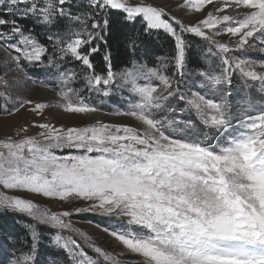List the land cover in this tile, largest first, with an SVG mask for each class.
<instances>
[{
  "label": "snow or ice",
  "instance_id": "6c2138e0",
  "mask_svg": "<svg viewBox=\"0 0 264 264\" xmlns=\"http://www.w3.org/2000/svg\"><path fill=\"white\" fill-rule=\"evenodd\" d=\"M176 7L198 18L181 19L144 0H88L86 7L76 0H0V51L7 68L0 71V110L7 113L9 103L13 111L33 104L16 91L19 80L8 78L32 65L60 82L57 107L64 112H97L84 93L110 98L127 89L126 110L114 114L138 122L96 121L66 130L44 123L38 125L43 140L9 137L0 142V186L84 201L75 211L110 218L113 226L103 231L122 246L120 255L135 254L139 264H264V62L236 55L257 48L264 53V0H182ZM114 17L124 27L142 23L117 46L137 60L144 37L161 30L172 37L160 67L134 63L113 70ZM186 34L204 42L200 52L219 62L214 68L188 70ZM222 36L228 42L217 39ZM102 48L105 67L97 74L93 57ZM69 57L80 71L68 70ZM236 74L245 85L259 84V102L232 103ZM45 106L35 103L31 110ZM53 149L75 151L57 155ZM0 209L30 218L19 254L8 253L0 264H37V226L55 230L50 243L71 264H101V258L119 264L65 222L69 211H40L20 196H0ZM66 233H77L83 243Z\"/></svg>",
  "mask_w": 264,
  "mask_h": 264
},
{
  "label": "rangeland",
  "instance_id": "374dc122",
  "mask_svg": "<svg viewBox=\"0 0 264 264\" xmlns=\"http://www.w3.org/2000/svg\"><path fill=\"white\" fill-rule=\"evenodd\" d=\"M88 0H76L77 6L87 5ZM130 3H139L140 0H129ZM145 3H153L157 6H166L170 13L178 18L185 20L195 21L198 16L193 12L186 10H180L176 7L177 3H182V0H144ZM25 24L31 26L30 21H25ZM68 29L75 31L76 29L72 27V22L65 21ZM138 29L142 27L140 21L136 22ZM63 26V25H62ZM39 31V30H38ZM41 36L43 33H40ZM155 39H162L169 41L170 48L168 52H161L160 54H149L146 49H141L137 52L138 60L133 57H129L127 64L122 67H114V71H122L126 69H131L134 63H139L146 65L149 68H158L161 62L164 61L172 51L173 39L164 31L153 32L150 35ZM187 43L190 45L189 48V63L188 70L196 71L203 66L215 67L216 64L213 63L214 58L208 60L203 59V54L200 52L201 47L204 42L199 38L191 35L185 36ZM217 39L222 40V42H228V37L222 36L217 37ZM206 52V49L204 50ZM4 53L0 51V71H7L6 66L2 62ZM99 60L94 62L96 56ZM93 57V63L96 65V72L100 74L102 68L105 67L104 61L102 59L104 55V49ZM236 55H243L250 57L252 60L259 62H264V53L260 52L257 48L256 50L248 49L243 53H237ZM65 66L68 70L80 71L81 67L79 64L73 61L69 57L65 62ZM15 77L19 80V87L16 89L19 96L22 99H28L33 101V104L26 105L24 108H20L19 111H13V104L9 103L8 112L0 110V142L7 140L11 137L14 140H19L25 137H36L37 139L43 140L38 134L45 131L38 127L40 124H50L56 129H68V128H83L85 126L94 125L96 121H100L105 124H127L129 126L135 127L138 122L135 118L126 115H116L117 111L123 112L127 108L126 101L130 98L127 89L122 91H114V94L108 98L97 94L84 93L83 100L87 103L94 104L100 110L94 113L88 114H74L64 112L61 108L57 107L58 103H62L60 97L57 96V92L61 90L60 82L52 75L48 74V69L44 67L27 65L25 72H17L13 70L9 72L8 78L11 79ZM195 79V77H193ZM33 81H36L33 83ZM197 86H199V81H196ZM77 87H80L79 82H76ZM231 101L235 105L241 101V98H248L254 102H259L262 93L259 90V84L257 83L255 87L245 85L243 78L236 74L233 78ZM15 99V97L13 98ZM35 103L45 104V108L32 111ZM3 108V102L0 101V109ZM27 127V132L21 131V129ZM19 133V134H18ZM55 154L62 155L68 152H74V149H64L63 152L53 149ZM0 196H20L24 199H31L33 203L39 206L40 211L44 212H55L60 213L63 211H69L71 215L64 218L65 222L69 223L73 228L78 229L79 232L85 233L91 240L97 245L103 248L110 256L115 260H119V264H139L140 258L135 254L120 255V250L122 246H118V243L114 241V238L110 237L107 233L103 231L104 227H112L113 221L103 215L94 214L91 212L81 211L77 213L75 208H84L86 206L85 202L80 199H70L61 201L59 198L54 197H44L40 194L29 193L21 189H5L0 186ZM9 218V223L7 230L10 234L6 237L2 235L0 231V260H6L8 253L17 252L19 245L25 243L26 239V225L25 222L30 218L20 214L4 211L0 209V218ZM35 223L34 221L32 222ZM41 231L42 239L37 245V264H71L70 259L67 254L57 249L53 246L50 241L52 236L55 234V230L45 227L37 226ZM8 232V231H6ZM12 233V234H11ZM72 234L83 243L82 238L77 233H66ZM17 238V239H15ZM86 251L90 254L91 249L86 247ZM101 264H111L110 261H103L101 258Z\"/></svg>",
  "mask_w": 264,
  "mask_h": 264
},
{
  "label": "trees",
  "instance_id": "16d2710c",
  "mask_svg": "<svg viewBox=\"0 0 264 264\" xmlns=\"http://www.w3.org/2000/svg\"><path fill=\"white\" fill-rule=\"evenodd\" d=\"M140 30L138 29L137 24L129 25L127 27L121 26L119 23L115 22L114 17V23H113V33L111 38V44H112V55H113V64L115 65V68L122 67L127 64L129 56L126 54L123 47H120L117 51V46L123 42L124 35L127 33H138ZM143 49H146L149 54H160L161 52H168V49L170 48L169 41L162 40V39H155L151 36L144 37L143 38ZM97 58H100V56H96L94 59L95 61L99 60ZM9 218H0V231L3 236H7L10 234V231L7 230V226L9 223ZM8 231V232H6ZM12 234V233H11ZM17 239V238H15Z\"/></svg>",
  "mask_w": 264,
  "mask_h": 264
}]
</instances>
